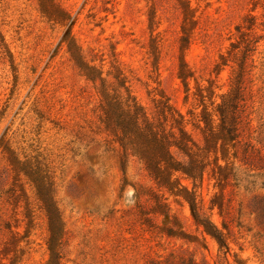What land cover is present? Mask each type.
I'll return each mask as SVG.
<instances>
[{
    "label": "rangeland",
    "instance_id": "374dc122",
    "mask_svg": "<svg viewBox=\"0 0 264 264\" xmlns=\"http://www.w3.org/2000/svg\"><path fill=\"white\" fill-rule=\"evenodd\" d=\"M259 1L0 0V264H264ZM238 26L261 38L233 140Z\"/></svg>",
    "mask_w": 264,
    "mask_h": 264
},
{
    "label": "trees",
    "instance_id": "16d2710c",
    "mask_svg": "<svg viewBox=\"0 0 264 264\" xmlns=\"http://www.w3.org/2000/svg\"><path fill=\"white\" fill-rule=\"evenodd\" d=\"M261 7L264 9V2L259 1L255 7ZM253 20V18L251 19ZM237 29V38L232 45V51L230 54V71L228 76V84L226 91L221 95L218 111L220 119L223 125V129L228 136L235 140L239 135V127L242 120L243 105H244V91L246 85L247 74L249 70V61L251 55L256 48V43L260 40L261 35L254 32L253 27L245 26V29H241L239 26ZM256 34V35H255ZM245 145L243 149V156L247 155V148ZM243 160V159H241ZM244 161V160H243ZM246 162V161H244ZM255 208L257 212L264 216V205L257 201L255 202ZM209 233L213 235L220 243L221 234L218 231H212L209 228ZM151 264H196L193 259H185L182 256L173 255L170 253L163 259H157Z\"/></svg>",
    "mask_w": 264,
    "mask_h": 264
}]
</instances>
